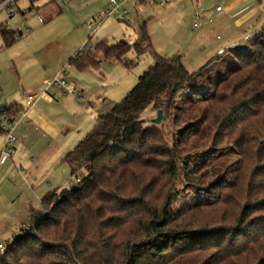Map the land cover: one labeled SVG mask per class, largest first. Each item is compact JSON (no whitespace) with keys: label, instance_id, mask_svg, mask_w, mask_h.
I'll return each mask as SVG.
<instances>
[{"label":"trees","instance_id":"1","mask_svg":"<svg viewBox=\"0 0 264 264\" xmlns=\"http://www.w3.org/2000/svg\"><path fill=\"white\" fill-rule=\"evenodd\" d=\"M0 32L5 47L22 37ZM137 33L133 44L99 41L70 59L79 70L102 60L130 68L127 52L149 51L153 65L64 154L70 185L42 197L0 264H264V27L203 79L181 54L155 52L145 23ZM146 109L171 130L145 124ZM188 187L205 198L170 212Z\"/></svg>","mask_w":264,"mask_h":264},{"label":"rangeland","instance_id":"2","mask_svg":"<svg viewBox=\"0 0 264 264\" xmlns=\"http://www.w3.org/2000/svg\"><path fill=\"white\" fill-rule=\"evenodd\" d=\"M19 3L21 8H29L31 4L35 9L40 8L12 19V23L24 19L25 26L31 30L11 46H3L0 32V99L8 103L10 96H14L16 102L25 101L28 85L44 73V65L47 69L59 65L65 69L78 93H67L73 100L69 98L63 103L55 100L46 108L53 120L68 124L69 130L58 137L40 136L43 131L34 122L28 142L21 144L16 127L20 122L25 123V117L15 127L16 153L0 166V242L3 245L28 226L32 214L43 211L41 199L48 191L70 185L72 178L68 165L61 161L63 155L93 128L96 118L120 101L153 65L151 52L137 55L130 50L125 57L136 62L130 68L118 61L102 60L97 69L79 71L68 65L77 51L93 49L99 41L112 44L121 38L133 44L139 25L145 23L155 52L162 56L181 54L188 71L202 68L203 79L224 71L227 63L235 62V53L245 51L248 46L230 48L232 53L225 56V61H214L208 66L206 62L199 65L194 61L201 40L208 42L209 49L212 45L218 48L224 41V34L208 21L214 7L222 6L220 0H123L119 9L122 17L113 14L101 22L96 16L110 10L109 0H34L33 3L20 0ZM197 9L207 11L200 16V27H193ZM2 17L0 22L5 20ZM217 35L222 39L216 38ZM23 105L26 107L25 102ZM71 113L76 117L70 119ZM156 115V111L146 109L141 118L147 125L165 122L161 116L157 123ZM165 123L171 130L170 123ZM204 198L194 187H188L172 199L169 211L177 213Z\"/></svg>","mask_w":264,"mask_h":264},{"label":"crops","instance_id":"3","mask_svg":"<svg viewBox=\"0 0 264 264\" xmlns=\"http://www.w3.org/2000/svg\"><path fill=\"white\" fill-rule=\"evenodd\" d=\"M220 3H222V6L218 4L214 7V12L211 18L208 19V21L213 24L212 26L214 27V29H216V31L224 34V41L221 45H217L218 48L214 49L213 47L215 46L212 45V47H210L209 49L208 42H206V40H201L197 45L198 47L196 50L198 51L195 52L193 58L197 64L199 63V65L205 62L208 63L211 59L217 57L218 55H221V53L226 50L232 51L230 48L246 47V45H249V43L251 42V39L254 38V36L260 31L262 27H264V0H220ZM219 6L221 8L217 9V7ZM205 11L207 10L197 9L195 10L194 14L198 12L201 16H204L203 13ZM216 38L222 39L221 36L218 37V35L216 36ZM200 45H202V49L199 50ZM206 46L208 47V50L205 49ZM70 59L68 60V65H71L69 63ZM184 64L186 66L185 62ZM60 67L61 66L59 65L52 69H47L46 65H44V73H42L36 80L28 85V94H39L41 95V97L33 106L28 107L27 114L24 118L25 120L23 119L25 123L20 124V122L16 127L19 132L18 135L20 137L19 139L21 144L26 141L28 142V135L30 130L32 129V125L34 122L38 123L43 131L40 136H49L51 138H56L61 135L63 131L69 130L68 124L56 122L51 118V116H49L46 110L47 106L53 104L55 100H57V103H63V101L67 102L69 98L70 100H73V98L68 97V95H72L74 94V92L76 94L78 93L77 89L75 88V84L71 80H69L67 71L65 77L73 86H75V91L73 93L67 95V93H63L56 88H54L52 91L44 90L45 82L50 79V76L54 77L62 69ZM74 68L77 69L76 67ZM79 91L82 92V89H80ZM79 97H81V95H79ZM16 101L17 100L14 96H10L9 102H3V104L11 105L16 103L24 106V100L23 102H21L22 99L19 102ZM69 117L70 119H73L76 117V114L71 113ZM61 126L64 127L63 130H61ZM3 140L4 137L3 135H1L0 150L3 146Z\"/></svg>","mask_w":264,"mask_h":264},{"label":"built area","instance_id":"4","mask_svg":"<svg viewBox=\"0 0 264 264\" xmlns=\"http://www.w3.org/2000/svg\"><path fill=\"white\" fill-rule=\"evenodd\" d=\"M20 0H0V16L5 19L4 22H0V25L8 30L15 31V37L18 35H23V33L30 32V27L25 26V20L12 23V19L16 15L24 17L25 14L29 13L32 9L21 8ZM123 0H109L111 6L110 10L102 11L96 17L101 22L104 18L115 14L118 18L122 17V12L119 9L122 6ZM163 3L160 2V5ZM32 5V4H31ZM221 7H217L220 9ZM19 16V17H20ZM200 13L196 12L193 16L192 24L193 27L200 26ZM20 17V18H21ZM65 69H61L52 79L45 82V91H52L54 88L60 90L63 93H73L75 91L74 86L65 77ZM54 87V88H53ZM53 93V92H52ZM41 97L39 94H27L25 96V106L21 105H5L0 99V130L4 137L3 146L0 150V164L4 161L12 158L15 154L14 142L16 141V136L14 135V130L19 122V120L26 116L27 109L33 106L37 100ZM4 248V245L0 242V250Z\"/></svg>","mask_w":264,"mask_h":264},{"label":"water","instance_id":"5","mask_svg":"<svg viewBox=\"0 0 264 264\" xmlns=\"http://www.w3.org/2000/svg\"><path fill=\"white\" fill-rule=\"evenodd\" d=\"M161 121V111L157 112V123Z\"/></svg>","mask_w":264,"mask_h":264}]
</instances>
